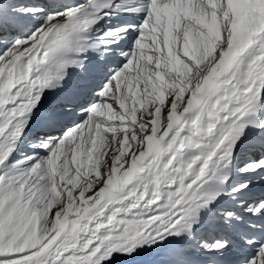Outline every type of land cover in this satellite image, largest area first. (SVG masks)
Listing matches in <instances>:
<instances>
[{
  "label": "snow or ice",
  "instance_id": "1",
  "mask_svg": "<svg viewBox=\"0 0 264 264\" xmlns=\"http://www.w3.org/2000/svg\"><path fill=\"white\" fill-rule=\"evenodd\" d=\"M0 264H264V0H0Z\"/></svg>",
  "mask_w": 264,
  "mask_h": 264
}]
</instances>
